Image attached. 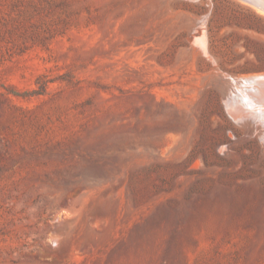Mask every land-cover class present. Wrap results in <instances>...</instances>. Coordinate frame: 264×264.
<instances>
[{"label": "rangeland", "instance_id": "1", "mask_svg": "<svg viewBox=\"0 0 264 264\" xmlns=\"http://www.w3.org/2000/svg\"><path fill=\"white\" fill-rule=\"evenodd\" d=\"M256 73L243 0H0V264H264Z\"/></svg>", "mask_w": 264, "mask_h": 264}, {"label": "bare ground", "instance_id": "2", "mask_svg": "<svg viewBox=\"0 0 264 264\" xmlns=\"http://www.w3.org/2000/svg\"><path fill=\"white\" fill-rule=\"evenodd\" d=\"M243 1L247 3L252 1L249 4L255 7L256 0ZM238 82L237 91L227 95L225 99L228 112L235 119H243L247 127L256 131L264 147V73L246 75Z\"/></svg>", "mask_w": 264, "mask_h": 264}, {"label": "water", "instance_id": "3", "mask_svg": "<svg viewBox=\"0 0 264 264\" xmlns=\"http://www.w3.org/2000/svg\"><path fill=\"white\" fill-rule=\"evenodd\" d=\"M249 1H251V0H249ZM251 2H249V3H251ZM254 5H255V8L257 10L264 13V0H256V3H254Z\"/></svg>", "mask_w": 264, "mask_h": 264}]
</instances>
